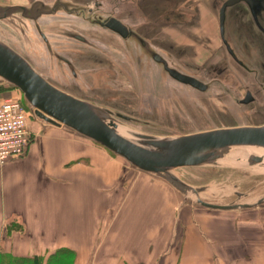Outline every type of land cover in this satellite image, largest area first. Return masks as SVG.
<instances>
[{"label": "water", "instance_id": "1", "mask_svg": "<svg viewBox=\"0 0 264 264\" xmlns=\"http://www.w3.org/2000/svg\"><path fill=\"white\" fill-rule=\"evenodd\" d=\"M203 1L221 45L201 62L163 34L189 24L183 0L0 2V83L41 125L105 146L181 205L264 207V0Z\"/></svg>", "mask_w": 264, "mask_h": 264}, {"label": "crops", "instance_id": "2", "mask_svg": "<svg viewBox=\"0 0 264 264\" xmlns=\"http://www.w3.org/2000/svg\"><path fill=\"white\" fill-rule=\"evenodd\" d=\"M176 194L105 146L41 125L24 155L0 166V254L27 264H264L246 221L181 206Z\"/></svg>", "mask_w": 264, "mask_h": 264}, {"label": "rangeland", "instance_id": "3", "mask_svg": "<svg viewBox=\"0 0 264 264\" xmlns=\"http://www.w3.org/2000/svg\"><path fill=\"white\" fill-rule=\"evenodd\" d=\"M27 1L28 0H0V2H5V3H26ZM183 1H185L183 6H186L185 8H186L189 24L183 26L181 31L174 30L172 28H166L163 30L164 32L163 34L166 35L167 38L175 41L180 46H183V45L189 46L188 55L190 54L192 59L198 62H201L205 60L207 57H209L214 51H216L215 48L218 43L214 42L213 45L211 47H208V50H206L202 48V46L199 44L202 42L208 43V41L211 40L210 36L208 37L204 35L203 37H200V38L196 37V39L201 40V42L198 43L192 40L190 38V35L192 33H198V28L202 25L204 28L210 25L212 27L211 28L212 31L217 32L216 30L217 24L214 22V20L212 19L210 15L204 16L207 13V11H210V8H209L210 1L208 2H204L203 0L201 1L183 0ZM201 17H202V20H201ZM229 30H231V21H228V24H227V34H229ZM214 37L216 40H219L218 39L219 36L217 35V33L214 35ZM202 51H203V54H201ZM188 58L190 59V56H188ZM55 80L58 81L60 85L65 86L67 89H70L73 93L79 94V91L75 85V82H73L71 78L66 80V77L63 78L60 76L59 79H55ZM10 96L18 97L25 105L24 100H23L24 94L18 87H11L5 83H0V100L6 97H10ZM151 126L152 125H149L148 128ZM30 128L32 132V137L35 133V129H38L39 131H41V121L37 119L34 115H32L30 118ZM154 130H156V128H154ZM162 131L169 132L167 130H159V132H162ZM176 197L179 202L180 195L176 194ZM180 205H181V202H180ZM197 207L204 208L201 206H197ZM204 209H208V208H204ZM199 211L202 212L203 210L199 209ZM230 211H233V213H235L233 216H236L237 217L236 219L243 220V222L246 221L245 229H246L247 235L254 234L256 238L258 239V241H260L261 244L264 246V207L246 208V209H241V210H230ZM248 241H249V238H248ZM6 256L8 255H5L3 257H4V260L7 262L9 259ZM58 256H60V253H58ZM53 261L55 260L51 258V260L49 261V264H53ZM0 262H1V255H0ZM41 264H42V261H41Z\"/></svg>", "mask_w": 264, "mask_h": 264}, {"label": "built area", "instance_id": "4", "mask_svg": "<svg viewBox=\"0 0 264 264\" xmlns=\"http://www.w3.org/2000/svg\"><path fill=\"white\" fill-rule=\"evenodd\" d=\"M32 113L15 96L0 100V166L24 155L31 140Z\"/></svg>", "mask_w": 264, "mask_h": 264}, {"label": "bare ground", "instance_id": "5", "mask_svg": "<svg viewBox=\"0 0 264 264\" xmlns=\"http://www.w3.org/2000/svg\"><path fill=\"white\" fill-rule=\"evenodd\" d=\"M207 15H210L211 17H212V19L214 20V22L217 24L216 26V30H217V32H214V31H212V27L210 26V25H208V27H203V25L202 26H200L199 28H198V33H194V34H196L197 36H199V38L200 37H203L204 35H206V36H210V38H211V40H209L208 41V43H205V42H202V43H200L199 45H201L202 46V48H204V49H206V50H208V47H211L212 45H213V43L215 42V43H218L217 45H216V47H219L220 45H221V40H220V37H218V39L219 40H216L215 39V37H214V35L217 33V35L219 36V21H218V17L217 16H215V15H213V13L211 12V11H207V13L204 15V16H207ZM201 20H202V17H201ZM206 33V34H205ZM183 39V38H182ZM215 39V40H214ZM199 42H201V41H199ZM198 42V43H199ZM203 51H205V50H203ZM203 51L201 52V54H203Z\"/></svg>", "mask_w": 264, "mask_h": 264}, {"label": "trees", "instance_id": "6", "mask_svg": "<svg viewBox=\"0 0 264 264\" xmlns=\"http://www.w3.org/2000/svg\"><path fill=\"white\" fill-rule=\"evenodd\" d=\"M24 100V103H25V105L27 106V108H28V105H27V102L25 101V99H23ZM1 255V264H27V262L26 261H24V260H21V259H14V258H11L10 256H6L9 260L6 262L5 260H4V257L3 256H5L4 254H0ZM54 260H56V258L54 259ZM32 262H33V264H41V259L40 258H34L33 260H31Z\"/></svg>", "mask_w": 264, "mask_h": 264}, {"label": "flooded vegetation", "instance_id": "7", "mask_svg": "<svg viewBox=\"0 0 264 264\" xmlns=\"http://www.w3.org/2000/svg\"><path fill=\"white\" fill-rule=\"evenodd\" d=\"M209 57H210V56H209ZM207 58H208V57H207ZM207 58H206V59H207ZM206 59H205V60H206Z\"/></svg>", "mask_w": 264, "mask_h": 264}]
</instances>
